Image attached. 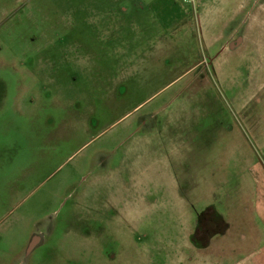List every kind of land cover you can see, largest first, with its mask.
I'll return each mask as SVG.
<instances>
[{"label":"rangeland","instance_id":"rangeland-1","mask_svg":"<svg viewBox=\"0 0 264 264\" xmlns=\"http://www.w3.org/2000/svg\"><path fill=\"white\" fill-rule=\"evenodd\" d=\"M185 16L169 0H0V264H151L149 246L179 242L152 212L179 177L163 136L210 150L242 85L207 70ZM226 43L225 67L258 65Z\"/></svg>","mask_w":264,"mask_h":264},{"label":"crops","instance_id":"crops-1","mask_svg":"<svg viewBox=\"0 0 264 264\" xmlns=\"http://www.w3.org/2000/svg\"><path fill=\"white\" fill-rule=\"evenodd\" d=\"M187 1L190 4L184 6L177 0H169L178 5L179 12H188L190 16L180 22L181 37L203 39L212 64L207 70L222 81H227L230 75H241V92L234 96L233 87L229 88L235 114L225 128L218 130L214 141L211 139L213 149L182 150L179 136H163L170 147L168 157H176L178 162L179 177L167 185L171 189L167 198L152 201V212L155 219L177 221L179 242L149 246L152 255L148 262L264 264V55L257 56L253 51L263 48L264 0ZM250 11H258L252 24ZM113 30L118 34L113 36ZM120 31L114 25L105 29L104 36L121 38ZM231 39H236V48L232 49L240 48L238 54L242 61H247L246 65L252 64V56L258 59L256 67L249 66L244 73L224 66L223 61L234 54L233 50L225 51V43L228 40L230 44ZM250 39L255 40L249 43ZM218 42L220 47L215 53ZM250 93L255 97L253 100ZM208 206L214 207L224 219L226 228L211 233L208 244L199 247L191 236L199 213ZM138 207L139 204L136 210ZM162 223L163 229L166 228L162 233H170V223Z\"/></svg>","mask_w":264,"mask_h":264},{"label":"trees","instance_id":"trees-1","mask_svg":"<svg viewBox=\"0 0 264 264\" xmlns=\"http://www.w3.org/2000/svg\"><path fill=\"white\" fill-rule=\"evenodd\" d=\"M226 228L224 219L212 206L199 213L197 225L191 236L192 242L199 247L208 244L211 233L222 232Z\"/></svg>","mask_w":264,"mask_h":264},{"label":"flooded vegetation","instance_id":"flooded-vegetation-1","mask_svg":"<svg viewBox=\"0 0 264 264\" xmlns=\"http://www.w3.org/2000/svg\"><path fill=\"white\" fill-rule=\"evenodd\" d=\"M99 49V48H98ZM72 56L70 57H64L66 63H70L69 66H71V68H73V66L77 65L79 66L80 64L83 65L82 68H80V70H84V69H88L87 66H90V61L94 60L95 58H90V57H87V56H84V57H79L77 56V54H71ZM67 64H65V67L67 66Z\"/></svg>","mask_w":264,"mask_h":264}]
</instances>
